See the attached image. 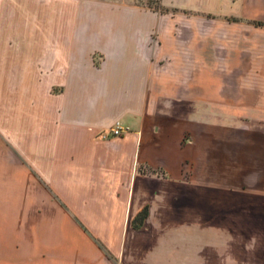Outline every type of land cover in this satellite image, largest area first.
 Instances as JSON below:
<instances>
[{
  "label": "crops",
  "instance_id": "0c3cea01",
  "mask_svg": "<svg viewBox=\"0 0 264 264\" xmlns=\"http://www.w3.org/2000/svg\"><path fill=\"white\" fill-rule=\"evenodd\" d=\"M160 2L0 0V264H264V0Z\"/></svg>",
  "mask_w": 264,
  "mask_h": 264
},
{
  "label": "rangeland",
  "instance_id": "374dc122",
  "mask_svg": "<svg viewBox=\"0 0 264 264\" xmlns=\"http://www.w3.org/2000/svg\"><path fill=\"white\" fill-rule=\"evenodd\" d=\"M115 1L135 3L138 5L149 6L153 8H161V9L167 8L161 4L160 0H115Z\"/></svg>",
  "mask_w": 264,
  "mask_h": 264
},
{
  "label": "built area",
  "instance_id": "2783aa9c",
  "mask_svg": "<svg viewBox=\"0 0 264 264\" xmlns=\"http://www.w3.org/2000/svg\"><path fill=\"white\" fill-rule=\"evenodd\" d=\"M127 127H125L120 120H116L110 125L106 132H102V136L116 135L122 133Z\"/></svg>",
  "mask_w": 264,
  "mask_h": 264
},
{
  "label": "trees",
  "instance_id": "16d2710c",
  "mask_svg": "<svg viewBox=\"0 0 264 264\" xmlns=\"http://www.w3.org/2000/svg\"><path fill=\"white\" fill-rule=\"evenodd\" d=\"M159 9H161V8H159ZM162 10H164V9H162ZM145 214V211H143L142 213H141V215H144Z\"/></svg>",
  "mask_w": 264,
  "mask_h": 264
}]
</instances>
